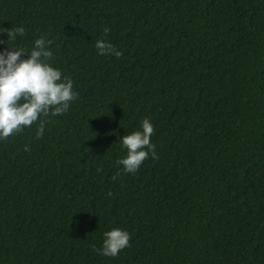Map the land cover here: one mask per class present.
I'll return each instance as SVG.
<instances>
[{
  "label": "trees",
  "instance_id": "16d2710c",
  "mask_svg": "<svg viewBox=\"0 0 264 264\" xmlns=\"http://www.w3.org/2000/svg\"><path fill=\"white\" fill-rule=\"evenodd\" d=\"M19 24L78 96L0 139V264H264V0H0ZM145 117L157 158L124 172Z\"/></svg>",
  "mask_w": 264,
  "mask_h": 264
},
{
  "label": "clouds",
  "instance_id": "9594fccd",
  "mask_svg": "<svg viewBox=\"0 0 264 264\" xmlns=\"http://www.w3.org/2000/svg\"><path fill=\"white\" fill-rule=\"evenodd\" d=\"M25 32L23 24L0 27V33H6V39H0V44L8 45L0 50V139L34 122L37 124L35 134L40 137L46 119L67 112L70 102L78 96L71 77L62 74L61 69L52 63L50 38L43 34L37 36L27 51L12 43ZM103 32L104 38H97L94 43L97 54L119 57L121 51L107 39L109 28L104 26ZM22 53L27 55L22 57ZM153 132L151 120L145 117L138 129L120 137V146L126 149V154L116 163L124 172H135L149 156L157 158L155 145L150 139ZM102 236L101 246H93V251L100 255L115 257L121 249L129 246L130 233L126 229L112 227Z\"/></svg>",
  "mask_w": 264,
  "mask_h": 264
}]
</instances>
